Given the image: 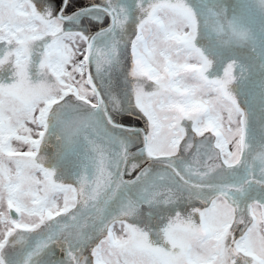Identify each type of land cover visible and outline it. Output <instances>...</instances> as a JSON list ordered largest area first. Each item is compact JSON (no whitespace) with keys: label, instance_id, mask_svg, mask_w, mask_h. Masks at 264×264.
<instances>
[{"label":"rangeland","instance_id":"rangeland-1","mask_svg":"<svg viewBox=\"0 0 264 264\" xmlns=\"http://www.w3.org/2000/svg\"><path fill=\"white\" fill-rule=\"evenodd\" d=\"M207 2L220 3L222 9L210 11ZM76 3L77 0H69L65 13L88 4L103 5L104 0H78L79 6ZM117 3L128 8L130 17L122 36L119 64L112 68L110 81L96 78L106 97H118L115 104L108 101L117 127L107 122V113L93 115L87 105L75 99H68L63 114L59 118L50 116L45 127L41 123L45 109L42 99L37 98L34 109L28 112L21 103L27 95L23 86L18 85L17 94H5L6 103L0 109V255L7 264H23L31 250L51 241L26 264H72L67 253L74 254L75 259L87 256L90 260L91 249L105 240L111 230L113 238L105 240L99 253L104 257L111 254L114 259L120 254L121 238L128 237L124 225L116 219L120 217L121 205L126 204L127 214L121 218H131L148 234L147 243L139 233L136 240L159 264H264V188L259 184L264 179V123L255 104L256 99L264 98L262 92L259 94L264 63V0H229L226 4L224 0H186L195 14L192 18L180 8L164 5L145 24L142 36L147 46L141 49L135 63L127 41L135 35L140 12L136 0ZM37 5L41 9L51 6L57 14L63 0H37ZM229 15L230 33L221 26L223 17ZM108 23L109 17L103 11L92 9L65 21V28L92 35ZM41 28L51 30L49 25L37 24L25 33H0V40L5 41L0 43V57L4 58L0 63L4 68L10 66L22 74L34 71V64L31 68L28 65L29 49L33 33ZM241 38L251 43L258 56L246 49ZM83 47L79 43L81 50ZM41 51L37 43L31 52L36 64ZM133 71L135 75L131 74ZM3 78L6 84L13 83ZM86 78L77 77L79 83L75 87L98 104V97L84 83ZM68 83L71 85L72 81ZM141 109L154 122L157 117L163 120L169 136L166 144L149 143L151 156H173L181 171L182 162L199 161L193 167L201 171L212 165L209 174L185 177L187 184H178L171 169L152 163L145 169L149 174H141L135 183L122 180L125 152L143 143L140 131L126 126L148 130V120ZM210 116L222 124L223 150L210 147L215 142ZM70 121H75V126H70ZM194 124L200 129L198 135L191 131ZM181 125L189 129L187 137L180 131ZM186 139L189 144L204 141L206 146L199 152L188 151ZM223 159L233 167L222 165ZM150 160L153 159L140 153L132 155L125 177H133ZM133 163L139 165L134 171ZM100 167L111 177L107 184L101 180L98 195L90 198L88 193L95 187L93 181ZM165 171L169 178L158 181L156 174ZM83 177H87V184L82 186ZM154 182L165 196L152 197L144 192ZM216 184L228 186L227 195L216 198L217 207L207 214L203 228L193 230L174 218L177 210L187 216L193 207H204L203 197H217L208 187ZM241 187L247 190L246 194H241ZM169 189L175 203H160ZM150 200L156 202L149 203ZM12 205L21 212L19 219L10 216ZM137 210L139 214L135 215ZM194 219L196 224L201 223L198 217Z\"/></svg>","mask_w":264,"mask_h":264},{"label":"snow or ice","instance_id":"snow-or-ice-1","mask_svg":"<svg viewBox=\"0 0 264 264\" xmlns=\"http://www.w3.org/2000/svg\"><path fill=\"white\" fill-rule=\"evenodd\" d=\"M164 5H169L182 9L189 15V18L195 16L191 11L190 7L187 5L186 0H136V7L139 9L140 18L136 24L135 35L127 41V47L129 48L130 54L132 56L133 62L140 59L141 49L147 46V41L142 36V32L145 24L149 23L155 15H157L158 10ZM69 6V0H63V6L59 7V12L54 14L55 9L51 6L46 5L43 9L38 7L37 0H0V33L8 31H19L20 33H25L29 28H32L37 24H46L51 26V30L41 28L40 31L33 33L32 47L29 49V68L35 64V70L26 73H19L16 70L11 72L8 79L12 80V84H6L3 76H0V109L6 103L5 94L8 88H15L18 85L23 86L27 95L22 99L21 103L25 111H32L35 107V100L37 98L42 99L45 104V109L42 110L41 123L47 127V121L50 116L55 115L58 118L63 114L64 108L66 107L68 99H75L80 104H85L89 109L92 110L94 115L97 112L107 113L105 119L113 127L118 125L112 119L111 113L108 109V101L111 100L113 104L118 101V97L113 99L112 95L109 94L107 97L101 92V89L97 83V77H104L107 81H110L111 70L114 66L119 64V57L121 52L122 36L125 33L126 27L129 23V10L128 8L117 3V0H104L103 5H92L93 9H98L103 11L111 19V24L107 30L102 29L100 33L96 35H87L83 31H72L65 28V21L68 17L63 15L66 8ZM78 5V0L76 3ZM80 10L83 11L82 6ZM74 15V14H73ZM198 24L199 21L197 20ZM101 37L104 39L101 40ZM71 41V44L67 43ZM5 42L0 40V43ZM39 43V46L43 51L37 53L40 56V61L38 64L31 59V52L35 51V45ZM79 43H83L84 47L81 50L79 48ZM76 45V47H72ZM10 51V49H9ZM79 56V59H77ZM0 57V60H3ZM11 63V60L8 61ZM93 67L95 68V74L93 73ZM4 64L0 63V72H3ZM135 75V71L131 73ZM86 75L84 83L88 84L91 88L92 93H94L99 100L98 104H94L91 100L87 99V96L81 95V89L76 88L75 85L79 83L77 77L83 78ZM19 76V80L17 77ZM69 81L72 84L69 85ZM83 85H81V88ZM87 91V89H85ZM118 110V109H117ZM144 113L145 118L148 120V130L143 131V142L145 147L140 149V154L148 156L150 159H161L169 161L165 165L166 169H171L175 175L176 182L187 184V179L185 177L191 178L196 176L201 178L209 174V169L213 166L209 165L208 168L201 171L199 168H194L193 163H199V161L193 162H182L183 171L176 166V160L173 156H161L153 157L149 150V143L154 144H166L168 142L169 136L165 131L166 125L163 120L159 117H153L144 109H141ZM209 122L213 127V135H215V142L210 146L212 149L223 150L224 138L222 133V124L213 117H209ZM75 121H70V126H75ZM124 127L123 125H119ZM180 131L188 136L189 129L181 125ZM191 131L195 134H200V129L198 125L193 126ZM186 150L191 151L195 149L199 152L201 148L206 146L204 141L198 144H189L187 139L185 140ZM175 156H179V153H175ZM226 156H231V153H225ZM211 159V157H208ZM125 162H127V152L123 157ZM222 165L227 166L229 169L233 167L229 160L223 159ZM221 165H216L215 167H220ZM138 164L133 163L132 170L134 171ZM98 177L93 184L94 189L88 193L90 198H94L98 195L100 190V181L104 180L107 184L111 177V173H106L103 167L98 168ZM142 175H148L149 170H145L141 173ZM261 175L264 177V161L261 162ZM158 181H165L169 178L167 171L156 174ZM140 177H137L139 180ZM252 181L249 182V184ZM82 186L87 184V177L82 178ZM132 183H135L133 181ZM259 184L264 188V179L259 181ZM204 187V182L201 181L200 190L202 191ZM208 187L217 193V197L207 198L203 197L204 207L197 208L193 207L191 212L187 216H184L180 211L174 213V218L178 222H185L191 226L193 230L203 228L207 219V214L212 213L217 205L216 198L219 195H227L225 189L228 186L216 184L208 185ZM118 190V188H117ZM228 191H231L228 188ZM241 194H246L247 190L241 187ZM144 192L152 197L165 196L164 192L158 191V184L153 183L149 188H145ZM168 195L164 200L159 201L164 204L175 203L173 199L172 189L168 190ZM144 196H141V200ZM156 201L150 200L149 203H154ZM87 203V201H85ZM235 203V201H233ZM127 205L122 204L120 210V217L116 219L119 220L121 224L124 225V231L128 233L127 239L121 238V243L119 245L120 254L116 258L104 257L100 255L99 250L101 245L105 243V240H111L113 238V233L111 230L105 240H101L90 252L89 257L85 256L82 260L75 259L74 254L67 253L72 264H159V261L155 259L151 253L146 252L136 240V234L139 233L145 237V243L148 242V234L144 232L142 228L135 226L131 222V218L123 219L124 215L127 214ZM10 211H15L10 210ZM139 214V210L135 215ZM18 215V214H17ZM147 215L151 216V212ZM198 217L201 220L200 224H196L195 219ZM162 229L161 231H165ZM250 231V229H249ZM160 234V233H158ZM247 233L241 236V240L245 238ZM235 243V237H233ZM165 242H169L165 239ZM173 243V247H175ZM150 247V245H149ZM162 251L163 249H158ZM0 264H7L6 260L2 255H0Z\"/></svg>","mask_w":264,"mask_h":264},{"label":"water","instance_id":"water-1","mask_svg":"<svg viewBox=\"0 0 264 264\" xmlns=\"http://www.w3.org/2000/svg\"><path fill=\"white\" fill-rule=\"evenodd\" d=\"M95 5H99V4H95ZM62 6H63V5H62ZM82 8H83V11H81L80 8H79V9L73 11V12L65 13V12H66V9H67V8H66L65 11H64V13H63V15H64L65 17H68V19H66V21H69L70 19H72L74 16H76V15L79 14V13L86 12V11H88V10H92V9H93V8H92V5H87V6H84V7H82ZM58 12H59V11H58ZM73 14H74V15H73ZM110 24H111V19H110V22H109L106 26H104V27L98 29V30L95 31L92 35H96V34L100 33L102 29L107 30ZM126 127H127L128 129H130V130H133V131H140V132H141V135H142V139H143V132H142L141 130L145 131L144 128H142V127H136V126H129V125H127ZM143 147H145L144 142H143L140 146H138L137 148H135V149L129 151V152L127 153V161H128V159H129L132 155L140 153V149L143 148ZM152 163H154V164H159V165H160V164H161V165H166L167 163H169V161L161 160V159H153V160H150V161H148L145 165H143L142 167H140V169L137 171V173H136L133 177L127 179V178L125 177V175H124V172H125V166H126L127 162H125V160H124L123 168H122V173H121V178L124 179V180H126L127 182H133V181L137 180V177H138V176L140 177V176H141V173H142V172H143L148 166H150V164H152ZM13 209H14L15 211H14V212H13V211H10V215H11L12 218L18 219V218L20 217V213H21V212H20L19 209L16 208V207H12V208H10V210H13ZM17 214H18V215H17Z\"/></svg>","mask_w":264,"mask_h":264},{"label":"trees","instance_id":"trees-1","mask_svg":"<svg viewBox=\"0 0 264 264\" xmlns=\"http://www.w3.org/2000/svg\"><path fill=\"white\" fill-rule=\"evenodd\" d=\"M227 1H229V0H224V2H225V4L227 3ZM210 6H209V8H210V11H212V8H214V9H222V8H219V6H220V3H212V2H209L208 3ZM89 5V4H88ZM231 5V4H230ZM223 11V10H222ZM221 11V12H222ZM230 18H231V15H229L228 17H223V19H222V21H221V26H222V29H225L226 30V32H232V30H231V27H230ZM234 35L236 36V37H238V35L237 34H235L234 33ZM241 41L246 45V49L248 50V51H250V52H252L253 54H255L256 56H258L257 55V53H256V51H255V49H254V47L251 45V43L248 41V40H246V39H244V38H241ZM260 62H261V59H260ZM261 92H262V94L264 95V63L262 62V68H261V72H260V90H259V94L261 95ZM259 94L257 95V97L259 96ZM256 99V98H255ZM255 104H256V109H257V111H259L258 113H260V115H259V119L261 120V123H264V120L262 119V116H264V98H258V99H256V101H255ZM51 242V241H50ZM50 242H47V244H44V245H42V246H40L38 249H33V250H31L28 254H27V258L25 259V262H23V264H26L29 260H30V258H31V256H34L36 253H38V252H40L41 250H43L44 248H46V246L50 243Z\"/></svg>","mask_w":264,"mask_h":264},{"label":"flooded vegetation","instance_id":"flooded-vegetation-1","mask_svg":"<svg viewBox=\"0 0 264 264\" xmlns=\"http://www.w3.org/2000/svg\"><path fill=\"white\" fill-rule=\"evenodd\" d=\"M109 22H110V17H109ZM104 27V26H103ZM102 28V27H101ZM14 67V65H11ZM34 67H35V64H34ZM15 70V68L11 69L10 66H7V69L4 68L3 72H1L2 76L3 77H6L7 80H9L10 82H13L12 80L8 79V77L11 75V72ZM35 70V69H34ZM17 79L19 80V76L17 77ZM144 81V80H143ZM19 88L18 86L15 87V88H8L7 92H10L12 94H17V91L16 89ZM118 124H123V125H126L124 122H118L116 121ZM141 126V125H140ZM142 167V166H141ZM126 170V168H125ZM139 170V169H138ZM123 180V179H122ZM10 212V210H9ZM19 219V218H18Z\"/></svg>","mask_w":264,"mask_h":264}]
</instances>
